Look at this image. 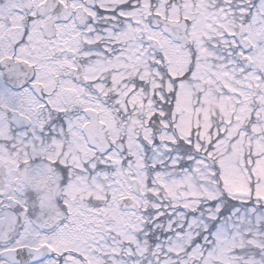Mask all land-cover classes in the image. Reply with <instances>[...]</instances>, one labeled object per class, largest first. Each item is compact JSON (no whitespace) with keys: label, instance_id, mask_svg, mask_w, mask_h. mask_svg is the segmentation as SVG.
<instances>
[{"label":"snow or ice","instance_id":"6c2138e0","mask_svg":"<svg viewBox=\"0 0 264 264\" xmlns=\"http://www.w3.org/2000/svg\"><path fill=\"white\" fill-rule=\"evenodd\" d=\"M0 264H264V0H0Z\"/></svg>","mask_w":264,"mask_h":264}]
</instances>
